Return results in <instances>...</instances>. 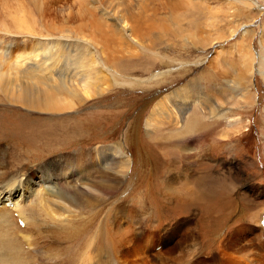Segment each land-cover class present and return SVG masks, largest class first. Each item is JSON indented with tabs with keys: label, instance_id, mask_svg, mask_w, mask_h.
<instances>
[{
	"label": "bare ground",
	"instance_id": "bare-ground-1",
	"mask_svg": "<svg viewBox=\"0 0 264 264\" xmlns=\"http://www.w3.org/2000/svg\"><path fill=\"white\" fill-rule=\"evenodd\" d=\"M0 1L7 6H4L5 9L1 8L3 19H7L9 15L6 12L9 11L13 17L11 19L13 25L18 29L21 28L29 32H32L29 27L34 25L35 19L31 20L25 15H20V13L24 12L27 15H31V11L34 10H31V8L35 5L40 14V22L45 25L43 31L48 32V36L52 37L46 38L47 45L45 48L41 47V53L40 50H37L35 53L38 54L31 57L33 64L29 68H24V58L5 57L10 52L9 48L7 49V53L0 54V108L3 111L9 110L17 113L16 116L7 120V130L0 128V264H57L59 256L57 251L48 247L46 238L44 240L45 243L41 244L40 242L44 238V234L42 235L41 233L43 227L41 222L50 226L49 222L57 224L59 230L60 227L63 230H70L71 226V229H75L77 226L75 227L74 223L79 221L80 216H72L71 212L82 211L88 203L96 204L99 201V197L101 198L104 195L113 196L121 191L126 186L128 179H130L129 176L131 175V170H133V157L122 151V143L118 144V146L98 145L93 147L94 149L87 148L86 146L91 141L89 139V132L95 127L89 116L73 119L72 122H66L63 118L54 120V117H47L44 119L37 116V114L46 113L51 116L56 113L80 110L82 106L86 105L93 98L108 99L110 94L112 95L114 91L118 90V87L130 89L138 87L145 94L148 93V96H151V100L158 99L151 108L146 120L149 135H153L164 125L171 126L174 129L171 131L173 136H183L186 134L185 136L188 138L190 134L195 132H205L201 130V127H206L207 124L198 122L200 120V112L204 115L208 113L212 118L217 114H215L216 110H207L210 107L209 104L207 107L201 106V108L194 106L195 103H198V106L199 104H204L199 97L202 93L200 89L189 84L187 86L184 85L185 87L179 86L169 91V86L162 85L165 78L166 80L169 79L167 77L170 73L169 70L159 73L153 72L150 76L137 78V76L130 73L126 74L119 66L121 60L125 59L126 61L125 57L129 59L139 58L140 54L138 51H142L143 54L154 52L153 50L156 48L147 42L154 41L155 36L159 33L168 32L170 29H181L183 27L182 23L179 25L177 21L175 22L173 16L176 14L177 16H179L178 14L182 15L184 8V11H188L191 8V11L195 13L196 16L193 15L194 19H192L193 17L191 18L192 22L198 20V17L201 18L202 14L199 16L200 11H204L205 9L200 7L199 0H189V4L185 3L186 0H117L115 6H113V3L109 4L110 2L106 3L107 5L104 8L97 6L100 10L98 14L97 10H94V7L87 6V0H73L72 4L68 3L71 0ZM97 1L102 3L103 0ZM156 1L162 4L161 7L154 6ZM238 1L246 2V6L250 5V2L247 3V0ZM226 5L228 7L227 17L231 19L234 17L237 9L235 10L230 1H227ZM207 7L205 5L204 8ZM57 10L65 18V23L73 21L75 24L72 25L76 29H65L57 25L55 22ZM244 12L242 10L238 15L246 16L249 21L252 20L253 15L251 12ZM210 13L217 20L220 18V14L214 13L213 10ZM183 14L185 15V13ZM187 20L190 21V18ZM167 21H170L171 24L168 27L171 26V28H167L169 24H165ZM224 21L226 20L224 19ZM185 22L187 21L185 20ZM218 22L220 23V20ZM0 23L3 24V21ZM192 24L194 25V23ZM185 27H187L186 23ZM54 31L67 33V37H74L75 39L83 38L87 40L86 42L95 44L98 47V51L102 52V55H97L95 58L100 63H105L104 69H108L111 72L110 75L113 77L112 82L107 81V77L100 75L103 69L92 70L91 65L95 61L91 52L89 53L87 50L84 51L81 48L78 52L74 53V43L66 44L64 42L69 54V57H66L67 61L64 60V65L66 67L72 65L73 70H76L74 76L79 77V80L67 75L63 76L60 68L56 66L60 57L55 58L57 42L59 41L53 36ZM248 31L247 29L244 30L243 36H246ZM234 33H236V30L230 37ZM195 34L197 33L195 32ZM206 35L208 36L206 33L204 38L208 39ZM164 36L163 38H166ZM188 38L195 42L196 45L200 39H203V37L201 38L194 34L189 35ZM76 40L79 41L78 39ZM39 41L43 42L44 39L40 38ZM154 53L157 55L153 54V57H156L155 61L157 57L158 59L160 57L163 62L165 61L166 56L164 54ZM23 56L24 53L22 54ZM183 60H180L179 63L180 70L181 66L185 67L190 64V62ZM122 67L124 68V66ZM248 70L251 71V67ZM53 71L55 72L52 74ZM241 78L242 72L237 73L236 78L229 79L228 83L234 84L235 87V83L238 84ZM153 84H156L154 90L150 87ZM196 94H199V96ZM5 101L7 103H4ZM193 108H198V111L194 112L193 110L194 113L190 112L187 114ZM22 109L32 110L28 112H30L31 116L35 117L24 114L22 112L24 110ZM185 115L187 116L185 117ZM222 116L227 118L226 114ZM179 126L183 128L179 129ZM191 140H189V143L187 140L181 142L183 143L181 150H174L172 153L175 160L177 158L182 159L186 172L188 170L191 171L193 178H187V180L184 178L185 180H182L178 176L174 178L168 176L164 181L162 180L163 186L159 193L169 204H175L178 200L182 199L183 201L186 200L183 205L185 204L187 207L191 204L199 207L208 199H211L210 196L202 192L203 188L199 182L204 175L200 174L198 177L193 174L198 167L204 166L203 160L206 159L207 153L206 155L196 153L195 141L193 138ZM70 145H80V147L76 153L71 152L67 154V151L66 155H64L62 150L70 151L71 149L68 147ZM29 151L36 156H40L41 161L39 160L40 163L36 165H41L42 167L38 168L37 172L34 171L32 176L21 175L18 178L14 172L24 164V156H26L27 152L29 154ZM54 152L57 153L56 157L51 155L55 154ZM151 157L154 158L153 155H150L149 159ZM52 179H58V182L55 181V183ZM197 184L200 185V188L196 186ZM139 186L140 188L131 197L114 199V202L111 203L113 205L112 208L110 211L107 210L111 215L108 218L106 217L107 220L97 227L88 241L86 240V246L79 249V253H75L74 256H76L75 258H77L80 264H130L129 259L133 253H123L125 243L127 242L126 236L130 233V228L133 227L134 223L145 225L149 219L153 220L156 217L155 204L153 205L151 199L154 202H159L151 194L157 190L154 184L149 182V184L145 185L142 182ZM262 216L263 213L260 214L258 224L261 230V238L264 234V227L261 224ZM127 220L130 226H124L123 222ZM149 230L151 231L152 229ZM174 230L176 231L177 228ZM75 232H77L76 229ZM214 234H216L215 231ZM102 236L106 238L105 242L107 244L106 247L101 248L98 242L102 240ZM190 236L193 237L192 239H196V236L192 233ZM137 239L140 242L141 239L139 237ZM157 239L161 240L158 244L152 241L151 234L147 238V241L142 239L141 247L143 243V248L146 251L142 249L145 252L155 248L157 250V248L159 249L158 246L163 245L164 239H167V237L160 235ZM136 241L135 239H131L129 243L135 245ZM163 247H160V249ZM200 247L203 248V245H199V247H195L194 245L184 255L181 254L183 252L180 246L171 248L166 244L161 252L154 253L151 256L156 258V260L153 258L157 261H154V264H213L210 260L205 259L206 261H201L198 258V261L196 259V256L200 257ZM142 249V253L140 251L137 252L138 257L149 258ZM122 253L124 254V258L121 256ZM165 253L167 254L166 256H164ZM139 258L135 259L134 264H145L138 261ZM205 258H208V256ZM257 259L259 264L260 261L261 264H264V256ZM257 259L254 260L256 261ZM153 263L151 262V264ZM230 264L237 263L231 261Z\"/></svg>",
	"mask_w": 264,
	"mask_h": 264
},
{
	"label": "rangeland",
	"instance_id": "rangeland-1",
	"mask_svg": "<svg viewBox=\"0 0 264 264\" xmlns=\"http://www.w3.org/2000/svg\"><path fill=\"white\" fill-rule=\"evenodd\" d=\"M87 1V6L94 7V10H97L98 14L100 10L97 6L104 8L107 5L106 3L109 2V4L113 3V6L117 4V0H103V5L97 0ZM188 1L186 0L185 3L189 4L190 1ZM227 1L231 2L235 10L237 9L234 17L231 19L227 17ZM248 2H250V5L246 6V2L238 0H199L200 7L205 10L200 11V8L199 11L201 13L199 16L202 15L201 18L198 17V20H195L196 23L195 21H191L196 16L195 13L191 11V8L188 11H184V8L182 15L178 14L179 16H177L176 14L173 16L175 22L177 21L179 25L182 23L183 27L181 29L164 31L165 33L162 32L156 35L154 41L147 42L156 48L153 50L154 52L166 56L164 62L160 57L159 59L157 57L155 61L156 57L154 58L153 56L156 53L154 52H149L151 56L138 51L140 54L139 58L129 59L125 57L126 61L124 59L119 63L120 69L124 70L126 74L130 73L137 76V78L150 76L153 72L159 73L169 70L170 73L167 75L169 79L166 80L165 78L164 82H162L163 86L170 87L169 91L189 84L200 89L202 93L200 96L199 94L196 95L200 97L205 105L199 104L198 106V103H195L194 106L201 108V106L207 107L209 104L210 107L207 110H216L215 114H217L212 118L210 114L204 115L200 112V120L198 122L207 124L206 127H201V130L205 132H195L190 134L188 138H186V134L183 136H173L171 131L174 129L171 126L164 125L156 133L149 135L146 120L151 108L158 99L151 100V96H148V93L145 94L138 87L135 89L118 87V90L114 91L112 95L110 94L108 99L93 98L86 105L82 106L80 110L56 113L51 116L46 113L37 114V116L44 119L47 117H54V120L63 118L66 122H72L73 119L89 116L95 127L89 132V139L91 141L86 146L87 148L94 149L93 147L98 145L118 146V144L122 143V146L120 145L122 151L133 157V170H131L130 179H128L126 186L121 191L113 196L104 195L101 198L99 197V203H88L82 211L71 212L72 216H80L79 221L74 223L75 227L77 226L75 229L78 233L75 232V229H71L72 226L70 230H63L59 226V230L57 224L49 222L51 226L53 225L51 227L49 224L41 222V225L45 228L42 227L41 229L44 238L40 242L41 244L45 243L44 240L46 238L48 247L57 251V254H59L57 264H80L77 258H75L76 256H74L75 253L86 246L88 239L94 234L97 227L101 226L108 216L111 215L108 211L112 208L113 205L111 203L114 202V199L131 197L140 188L139 184L142 182L145 185L151 182L157 189L151 194L159 202H154L149 196L153 205L155 204V215L157 218L155 217L153 220L149 219L145 225L134 223L133 227L130 228V233L126 236L127 242L123 250V253H133L129 259L130 264H134L135 259L139 258L137 252H141L143 248V243L141 247V241L142 239L147 241L150 234L155 244L161 241L157 239L160 235L167 237V239H164L163 245L158 246L159 249L162 246L165 247L166 244L171 248L180 246L183 252L181 254L184 255L194 245L195 247L203 245V248H199L201 253L200 257L196 256L197 260L198 258L201 261L210 260L213 264H230L231 261L237 264H255L256 262L259 264L257 258L264 256V240L261 238V230L258 227L260 214L264 213V0H247ZM68 3L72 4L73 0ZM203 3L208 7L204 8L205 5ZM161 5V3L156 1L154 6L161 7ZM4 6L6 4L0 1V22L3 21V24L0 23V54L7 53V49L9 48L10 52L5 57L24 58V68H29L33 64L31 57L38 54L35 53L37 50H40L41 53V47L45 48L47 45L46 38L52 37L48 36V32L43 31L45 25L40 22V14L35 5L31 8V10L34 9L31 11V15H27L24 12L20 13V15H25L31 20L35 19L34 25L29 27L32 32L16 28L13 25V21L11 20L13 17L9 11L6 12L9 18L3 19L2 9H5ZM214 7L216 8L214 9ZM207 9L210 12L213 10L214 13L220 14V18H218L220 23ZM225 9L226 11H224ZM9 10L12 11L10 8ZM242 10L245 11L244 13L251 12L253 15L252 20L249 21L246 16L238 15ZM185 18H190V21ZM185 20L187 21L185 22L187 27H185ZM55 22L65 29H76L72 25L75 24L73 21L65 23V18H63V15L58 10L57 15H55ZM165 24H168L167 28H171V26L168 27L171 24L170 21L165 22ZM196 24L198 28L195 26ZM246 29L250 32L248 31V34L243 36ZM231 30L233 31L231 32ZM235 30L236 33L230 37ZM205 32L208 34V36L206 35L208 39L204 38ZM191 34L203 37L204 40L200 39L196 45L195 42L188 38ZM66 35L67 33L53 32V36L59 41L57 42L55 58L60 57L56 66L60 68L62 75L79 80V77L74 76L76 70H73L72 65L67 67L64 65V60L67 61L66 57H69L64 42L66 44L74 43V53L78 52L81 48L84 51L91 52L95 61L91 65L92 70L103 69L100 75L107 77V81L112 82L113 77L110 75L111 72L108 69H104L105 63H100L95 58L97 55H102V52L98 51V47L93 43L86 42L87 40L83 38H76L79 40L77 41L74 37H67ZM163 35L166 38H163ZM40 38L44 39V41H39ZM23 53L24 56L22 57ZM180 60L188 61L190 64L185 67L181 66L180 70ZM249 67H251V71L248 70ZM241 72L242 78L238 84L235 83V88L234 84L228 83V80L235 79L237 73ZM153 85L150 87L154 90L156 84ZM4 103L7 102L5 101ZM22 110H24L22 111L24 114L35 117L31 116L30 112H28L32 110ZM193 110L194 112L198 111V108L191 109L187 114L193 112ZM16 114V112L3 111L0 108V128L7 130V120L16 116ZM223 114H226L227 118H224ZM1 117L3 118L1 119ZM182 128L179 126V129ZM192 138L195 141L196 153L203 155L207 153L206 159L203 160L204 163L202 162L204 166L198 167V171L196 170L193 174L198 177L200 174L204 175L200 176L202 180L200 179L199 182L203 188L202 192L210 196L211 199H208L199 207L192 204L187 207L185 204L183 205L186 200L183 201L182 199L178 200L175 204H169L159 193L163 186L162 182L168 176L170 178L178 176L182 180L193 178L191 171L188 170L186 172L182 159L177 158L175 160L172 152L174 150H181L183 145L181 142L187 140L189 143V140ZM68 147L71 150H62L64 155H66L67 151V154L71 152L76 153L80 145H70ZM54 153L51 155L56 157L57 153ZM150 155H153L154 158L151 157L149 159ZM24 158V164L14 172L18 178L21 175L32 176L34 171L37 172L38 168L42 167L41 165H36L41 161L40 156H36L29 151V154L27 152ZM52 180L58 182V179ZM196 186L200 188L199 184ZM100 212H102L101 215ZM123 224L124 226H130L128 220L124 221ZM175 228H177L176 231L174 230ZM149 229L152 230L150 231ZM214 231L216 234H214ZM66 232L70 233L67 234ZM189 232L195 235L196 239H192L193 237L190 236L191 233ZM137 235L141 239L140 242L137 239ZM102 237V240L98 242L101 248L106 247L107 244L105 242L106 238ZM131 239L137 240L135 245L129 243ZM163 248L160 250L158 248L157 250L156 248L150 249L147 252L143 248L145 251L142 250L149 258L140 257L138 261L145 264L153 263L156 258L151 255L161 252ZM123 253L121 254L122 258H124ZM166 255L165 253L164 256ZM207 256L208 258H205ZM254 259L257 260L255 261Z\"/></svg>",
	"mask_w": 264,
	"mask_h": 264
}]
</instances>
